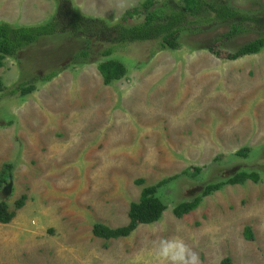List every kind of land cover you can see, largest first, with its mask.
<instances>
[{
  "label": "rangeland",
  "instance_id": "obj_1",
  "mask_svg": "<svg viewBox=\"0 0 264 264\" xmlns=\"http://www.w3.org/2000/svg\"><path fill=\"white\" fill-rule=\"evenodd\" d=\"M146 1L73 0L79 14L111 26ZM154 1L152 10L181 3ZM207 1L251 20L239 17L235 24L243 31L232 39L224 36L234 22L190 26L175 51H160L161 41L87 43L63 28L5 61L0 173L12 166L13 179L0 202L7 200L13 212L18 200H27L10 224H0V264H188L190 253L199 264L227 258L264 264V49L226 59L264 38V0ZM56 16H65L57 0H0V23L32 27ZM111 47V58L128 72L106 86L98 64L109 60L101 55ZM86 49L88 62L76 61ZM53 72H59L55 79L40 81ZM29 82L37 84L30 96L8 93ZM242 149H250L246 159L236 155ZM240 172L258 173L261 182L225 186L194 212L175 217L179 204ZM174 177L158 190L167 207L158 223L109 242L93 235L98 224L127 226L143 189ZM248 228L253 241L245 238Z\"/></svg>",
  "mask_w": 264,
  "mask_h": 264
},
{
  "label": "trees",
  "instance_id": "obj_2",
  "mask_svg": "<svg viewBox=\"0 0 264 264\" xmlns=\"http://www.w3.org/2000/svg\"><path fill=\"white\" fill-rule=\"evenodd\" d=\"M57 2L58 13H64V17L56 16L47 23L32 27H14L6 23H0V70L5 66L7 59H17L21 52L36 44L39 39L55 36L63 28H68L67 30H69L72 37L85 39L87 43L92 39L107 41L111 38L109 42H112V45L117 44V47L123 44L161 41L159 43L160 51H175L180 47L182 34L188 31L190 26L199 27L204 24L217 26L218 24H231L234 22V24H231V31L224 36L226 39H232L243 31L241 29L243 28L241 26L242 23L251 20V18L243 17L239 11L223 2H218L219 5L215 6L207 0H181V3L173 8L170 5H164L162 9L152 10L156 6V2L154 0H147L139 7L127 11L121 22L111 26L107 21L91 19L79 14L74 8L73 0H57ZM141 16H145L142 24L133 27L126 25L128 21ZM187 17H193L196 21L188 22ZM239 17H241L243 22L235 24ZM252 22H254L253 19ZM219 42L220 40H216L215 43L218 44ZM263 49L264 38H259L244 45L237 52L228 54L226 59L235 62L247 56L258 55ZM114 51L115 48L111 47L102 53L101 56L109 60L98 64V71L103 77L106 86L124 79L128 72L127 68L121 62L111 58ZM208 51L214 55L221 56V53L215 52L214 47H210ZM90 57L91 50L86 49L80 52L75 57V60L82 59L85 64ZM58 75L59 72H53L48 77L40 79V81L43 83L50 82ZM36 86L37 84L35 82L23 83L19 87L8 91V93L10 95L19 94L21 97H27L36 91ZM6 92L7 89L0 79V97ZM249 153L250 149H242L236 155L246 159ZM11 171L12 166H5L1 171L0 191L9 188L12 183ZM194 171L195 175L201 172L200 169H195ZM175 178L177 177L169 178L155 186L144 188L139 202L132 203L130 206L128 216L129 224L127 226L112 230L98 224L93 229V235L100 240L109 242L128 238L141 226H151L158 223L167 210V207L157 197L158 190L173 182ZM249 181L258 184L261 182V177L258 173L240 172L230 177V179L217 184H210L205 187L200 196L191 201L179 204L173 213L177 219H182L184 216L197 210L204 198L221 191L225 186H242ZM136 184L143 186L144 181L140 180ZM26 200V197L18 200L15 203V210H22L26 205ZM16 211L12 212L10 210L7 200L1 201L0 224H10L16 216ZM245 238L248 241L254 240L250 228L246 230ZM221 264H231V260L227 258Z\"/></svg>",
  "mask_w": 264,
  "mask_h": 264
},
{
  "label": "clouds",
  "instance_id": "obj_3",
  "mask_svg": "<svg viewBox=\"0 0 264 264\" xmlns=\"http://www.w3.org/2000/svg\"><path fill=\"white\" fill-rule=\"evenodd\" d=\"M11 187H12V185L10 184L9 188H7V189H10ZM182 246L183 245L181 244V247ZM189 255H190V260H189L188 264H199V258L195 253H190Z\"/></svg>",
  "mask_w": 264,
  "mask_h": 264
}]
</instances>
